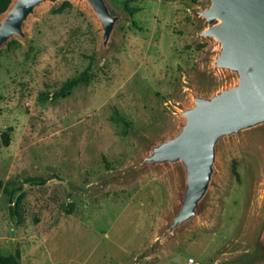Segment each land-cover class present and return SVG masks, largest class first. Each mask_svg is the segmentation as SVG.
<instances>
[{
	"label": "rangeland",
	"instance_id": "rangeland-1",
	"mask_svg": "<svg viewBox=\"0 0 264 264\" xmlns=\"http://www.w3.org/2000/svg\"><path fill=\"white\" fill-rule=\"evenodd\" d=\"M105 1L119 18L107 46L87 2L58 0L0 47V254L21 264H264V128L218 145L199 214L166 240L184 170L145 163L181 130L194 97L237 84L215 65L220 44L203 36L211 0H135V15L127 0ZM88 68V86L52 98Z\"/></svg>",
	"mask_w": 264,
	"mask_h": 264
},
{
	"label": "water",
	"instance_id": "water-1",
	"mask_svg": "<svg viewBox=\"0 0 264 264\" xmlns=\"http://www.w3.org/2000/svg\"><path fill=\"white\" fill-rule=\"evenodd\" d=\"M57 1L17 0L0 23V47L15 35L24 37L23 24L36 7ZM80 1L87 2L98 17L107 46L119 18L105 0ZM200 16L209 23L203 36L220 44L216 67L235 73L238 81L210 97H194V105L182 112L181 130L153 145L145 159L150 166L181 165L186 179L181 207L162 240L199 214L212 184L218 145L264 128V0H211V7Z\"/></svg>",
	"mask_w": 264,
	"mask_h": 264
},
{
	"label": "trees",
	"instance_id": "trees-1",
	"mask_svg": "<svg viewBox=\"0 0 264 264\" xmlns=\"http://www.w3.org/2000/svg\"><path fill=\"white\" fill-rule=\"evenodd\" d=\"M132 1H135V0H127L125 2V7H126V10L128 11V13L130 15H135V14L139 13L141 11V9L138 7L131 8L129 6V4ZM12 3H13V0H0V15L7 13L8 10L11 8ZM69 5L70 4H68V3L65 4V6L61 7L59 11L63 12L66 7H69ZM133 24L136 25V23H133ZM90 71H91L90 68H88L78 77H75L71 80L66 81L62 85V87L53 94L52 98L64 99V98H67L71 94V92L74 91L76 88L83 86V85L88 86L92 80V74L90 73ZM3 137H4V142L7 145L9 142V136L7 134H4ZM37 181L44 183L46 180L45 179H40V180L29 179L28 183L34 184ZM23 198H24V194L22 196H20V198L17 200L16 207L13 211V213L18 215L19 217H21L19 209H20V204H21ZM0 264H21V263H20L18 256L6 257V256H3L0 254Z\"/></svg>",
	"mask_w": 264,
	"mask_h": 264
},
{
	"label": "built area",
	"instance_id": "built-area-1",
	"mask_svg": "<svg viewBox=\"0 0 264 264\" xmlns=\"http://www.w3.org/2000/svg\"><path fill=\"white\" fill-rule=\"evenodd\" d=\"M188 264H196L194 259H191Z\"/></svg>",
	"mask_w": 264,
	"mask_h": 264
}]
</instances>
